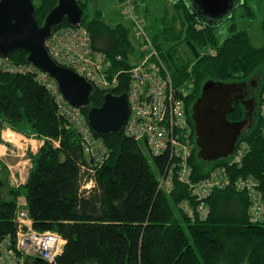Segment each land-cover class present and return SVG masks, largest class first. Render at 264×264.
<instances>
[{
    "label": "trees",
    "instance_id": "trees-1",
    "mask_svg": "<svg viewBox=\"0 0 264 264\" xmlns=\"http://www.w3.org/2000/svg\"><path fill=\"white\" fill-rule=\"evenodd\" d=\"M77 1L83 12L81 26L90 35L93 51L111 62L113 73L121 72L113 95L127 94L131 59L139 47L132 24L128 20L109 24L98 8L87 13L90 0ZM140 2L135 0L137 14ZM34 5L36 21L43 26L57 0H39ZM173 5L182 21L180 32L171 26L166 9L149 35L175 86L189 89L185 102L194 144L192 106L207 81H260L252 125L238 140L249 146L242 165L230 166L228 158L204 164L195 146L190 161L193 181L224 168L231 181L255 179L264 198V42L255 48L248 31L235 23L240 8V19L252 20L255 14L247 0H240L231 18L216 27L199 23L185 0ZM225 24L230 25L227 36L219 40L217 30ZM153 28H157L154 35ZM260 31L264 41V18ZM27 56L17 51L8 62L28 67ZM104 96L95 90L91 106L101 107ZM55 100L36 73L0 69V132L11 129L37 139L27 152L32 167L24 185L10 187L6 169L0 173V242L16 243V217L24 199L33 229L55 233L65 241L63 253L53 264H264V216L258 224L250 221L249 197L237 192L232 183L202 201L181 183L165 193L158 187V176L165 171L167 159L150 156L143 144L123 132L105 138L95 135L104 145L106 160L101 166L88 162L78 133ZM244 113V107L235 104L229 120H242ZM92 178L95 185L85 189ZM185 203L194 217L184 212ZM203 209L207 211L204 218L199 216ZM24 264L51 263L27 258Z\"/></svg>",
    "mask_w": 264,
    "mask_h": 264
},
{
    "label": "built area",
    "instance_id": "built-area-1",
    "mask_svg": "<svg viewBox=\"0 0 264 264\" xmlns=\"http://www.w3.org/2000/svg\"><path fill=\"white\" fill-rule=\"evenodd\" d=\"M121 5L123 16L132 24L133 33L139 41L140 53L129 73L127 95L130 115L123 133L143 144L150 156L167 159L165 171L158 176L159 189L170 193L175 183H181L191 190L198 201H202L212 192L232 183L237 192L249 197L250 221L254 224L262 222L264 198L252 177H239L231 181L225 169L219 168L205 179L193 181L190 161L196 145L192 141L193 132L185 102L189 89L175 86L170 71L148 33L147 20L135 11V0H122ZM45 47L59 66L73 70L90 83L94 90L107 95L113 94L119 87L118 77L121 72L113 73L111 62L104 55L93 51L90 35L82 26L56 28L45 42ZM2 68L15 73H36L38 81L55 97L61 115L78 133L88 162L98 166L105 162L104 145L93 133L83 110L73 107L63 98L53 79L31 65L14 67L8 59L0 57ZM248 150V144L238 142L234 153L228 157V165L240 167ZM89 181L84 185L87 190L92 188L94 182L93 178ZM20 204L22 208L16 217L19 225L17 240L15 244L10 239L0 242V264H24L27 258L55 263L63 253L65 241L55 233L35 231L28 211L24 209L26 203ZM182 207L189 217H194L188 203ZM199 213L204 218L207 211L203 209Z\"/></svg>",
    "mask_w": 264,
    "mask_h": 264
},
{
    "label": "water",
    "instance_id": "water-1",
    "mask_svg": "<svg viewBox=\"0 0 264 264\" xmlns=\"http://www.w3.org/2000/svg\"><path fill=\"white\" fill-rule=\"evenodd\" d=\"M185 1L199 23L219 27L231 18L240 0ZM82 14L77 0H57L43 26H39L32 0H0V57L8 59L17 51L27 53L28 65L53 79L70 105L87 112L95 135L101 138L119 135L130 115L128 95L107 94L101 107H92L93 86L73 70L59 66L45 47L56 28L64 24L80 27ZM246 88V83L207 81L203 85L191 115L197 158L202 163L225 160L234 153L251 113L240 122L230 121L229 115L234 105L243 100Z\"/></svg>",
    "mask_w": 264,
    "mask_h": 264
},
{
    "label": "rangeland",
    "instance_id": "rangeland-1",
    "mask_svg": "<svg viewBox=\"0 0 264 264\" xmlns=\"http://www.w3.org/2000/svg\"><path fill=\"white\" fill-rule=\"evenodd\" d=\"M176 1H179V0H166V4H167L166 8L168 9V16L170 19L169 22H170L171 26H174L176 28V31L180 32V30L183 28L181 25L182 21L180 19L179 13L175 10V8L173 9V6H174L173 4ZM33 2H34V4H37L39 2V0H33ZM89 2H90V7H89V10L87 12L88 14H92V12L95 10V7H96V8H98V10L102 11V13L104 15V19L107 23L116 24L118 22H123L126 24L125 19L123 17V10L120 6V0H90ZM148 2H151V0H146L145 4H148ZM247 4L253 10V12L255 14V18L252 20L240 19V13L242 11V9L240 8L236 12L235 23H238L239 27L242 30H247L248 33L250 34L252 45L255 48H260L263 45V37H262L261 31H260V22L264 18V0H247ZM142 7L143 6L140 3V7H139L140 9H139L138 14L141 17L145 18L147 20V22H151L152 20H155L152 13L145 15L142 12ZM229 26H230L229 24H225L220 29L217 30V37L219 38V40H223L224 38H226L227 33H228L227 28ZM156 31H157V28L153 29L152 32H154V33H152V34L154 35L156 33ZM148 33H149V27H148ZM132 42L134 43V40H132ZM135 44H137V42H135L134 45ZM138 49H139V47L137 48L136 54L132 57L131 62L136 63L138 61V58L140 56ZM250 82H254L258 86L260 85V81L258 79H251ZM7 131L13 132V130H11V129H8ZM247 131H248L247 129L244 130V133H247ZM5 136H7L6 140L10 141V142H7L5 144L9 150V153L12 152L13 149H15V151L13 150L14 153L10 157H8V160H6V162H5V164H7V166L10 167V170H8L9 173L11 171L12 174L17 175L15 179L10 178L8 180V183H9L8 185H10L11 180L15 181V182L17 180L16 183H19L21 181L20 177H22V176H23V178L26 177V174L31 169V162L27 157V153L23 149L17 150V148H13L14 144L11 143V141H14V139H12L13 137L11 136V134L8 133ZM35 139H36V137H35ZM56 145H58L57 142H56ZM145 154L147 157V153H145ZM3 168L6 169L7 167H1L0 173H2ZM152 170L155 172L154 168H152ZM20 172H22L23 174L21 175ZM18 174H20V176ZM1 175H3V177H4V174H1ZM88 182H90V181L88 180ZM93 185H95L94 182L91 186L93 187Z\"/></svg>",
    "mask_w": 264,
    "mask_h": 264
},
{
    "label": "crops",
    "instance_id": "crops-1",
    "mask_svg": "<svg viewBox=\"0 0 264 264\" xmlns=\"http://www.w3.org/2000/svg\"><path fill=\"white\" fill-rule=\"evenodd\" d=\"M140 3L143 6L142 10L144 12H146V15H148L149 13H152L154 18H155V20L151 21L152 23L148 22L149 23L148 27H149V31H150V28L152 29V27H153L152 24L155 23L156 20H160L165 15V11L167 9L166 8V6H167L166 0H151V2H148V4H145L146 0H141ZM153 29H155V28H153ZM8 133H10L11 136L13 137L12 139H14V141H11V143L14 144L13 148H17V150L23 149L26 153L28 152V149L30 147H35L37 145V139H35L34 135H31L28 138V136L16 133L14 131L13 132L7 131V130L1 131V133H0V169H1V167H7L8 169L6 168V171L8 172V174H7L8 178L9 179L10 178L15 179L17 175L12 174L11 171H10V173H11L10 174L8 171V170H10V167L7 166V164H5L6 160H8V157H10L14 153L13 150L15 151V149H13L12 152L9 153V150L5 145L7 142H10V141L6 140L7 136H5ZM20 174L22 175L23 173L20 172ZM20 174H18V175L20 176ZM28 177H29V172L26 174L25 178H23V176L20 177L21 181L19 183H16L17 180H16V182L11 180L9 186L17 189L27 182ZM24 202H25L24 199H22L20 201V203H24Z\"/></svg>",
    "mask_w": 264,
    "mask_h": 264
},
{
    "label": "flooded vegetation",
    "instance_id": "flooded-vegetation-1",
    "mask_svg": "<svg viewBox=\"0 0 264 264\" xmlns=\"http://www.w3.org/2000/svg\"><path fill=\"white\" fill-rule=\"evenodd\" d=\"M247 85V88H246V91L244 92L243 94V100L241 102H238L237 104H240L244 107V118L242 120H239V121H235V122H240V121H243L247 114L251 113V116L247 117V120H248V124L245 128L248 129L251 127L252 125V122H253V113L256 109V102H255V91H256V88L258 87L256 83L254 82H248L246 83ZM250 102L252 104H250Z\"/></svg>",
    "mask_w": 264,
    "mask_h": 264
},
{
    "label": "clouds",
    "instance_id": "clouds-1",
    "mask_svg": "<svg viewBox=\"0 0 264 264\" xmlns=\"http://www.w3.org/2000/svg\"><path fill=\"white\" fill-rule=\"evenodd\" d=\"M238 143V142H237ZM236 147V146H235ZM197 149V148H196Z\"/></svg>",
    "mask_w": 264,
    "mask_h": 264
}]
</instances>
